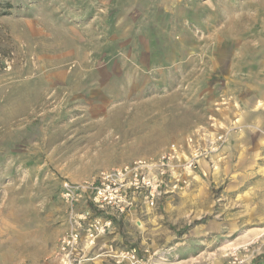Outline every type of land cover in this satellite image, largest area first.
I'll list each match as a JSON object with an SVG mask.
<instances>
[{
    "label": "rangeland",
    "instance_id": "374dc122",
    "mask_svg": "<svg viewBox=\"0 0 264 264\" xmlns=\"http://www.w3.org/2000/svg\"><path fill=\"white\" fill-rule=\"evenodd\" d=\"M263 53L264 0H0V264H58L78 216H101L83 187L172 144L208 150L216 133L217 168L202 157L183 188L99 243L81 237L75 256L264 264V180L241 173L242 100L214 67ZM122 248L135 261L118 262Z\"/></svg>",
    "mask_w": 264,
    "mask_h": 264
},
{
    "label": "built area",
    "instance_id": "2783aa9c",
    "mask_svg": "<svg viewBox=\"0 0 264 264\" xmlns=\"http://www.w3.org/2000/svg\"><path fill=\"white\" fill-rule=\"evenodd\" d=\"M226 137L216 133L209 141L208 150L195 147L190 151L172 144L156 158H138L101 173L81 190L89 191L88 197L101 216L90 212L78 216L72 228L61 238V255L58 264H79L81 256H75L82 232L88 244L107 234L113 222L125 215H133L155 207L161 196L181 189L187 184V177L197 171L198 162L208 156L212 168H217L219 154ZM193 144L192 138L187 146ZM228 143V142H227ZM194 145V144H193ZM80 186L68 187V194ZM76 223V224H75ZM117 261H135V248H122L116 252Z\"/></svg>",
    "mask_w": 264,
    "mask_h": 264
},
{
    "label": "crops",
    "instance_id": "0c3cea01",
    "mask_svg": "<svg viewBox=\"0 0 264 264\" xmlns=\"http://www.w3.org/2000/svg\"><path fill=\"white\" fill-rule=\"evenodd\" d=\"M214 67H218V76L225 80V90L242 100L237 116L245 130L242 137L234 138L232 142L240 143L241 159L238 162L241 173L246 178L256 175L260 177L259 181L264 180V136L261 130L264 128V53L244 68L235 66L232 56L220 55L215 57ZM214 177L216 180V175ZM84 236L82 232V239Z\"/></svg>",
    "mask_w": 264,
    "mask_h": 264
}]
</instances>
